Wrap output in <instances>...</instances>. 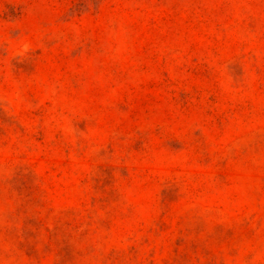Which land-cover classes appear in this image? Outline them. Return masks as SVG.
Masks as SVG:
<instances>
[{"label": "rangeland", "instance_id": "rangeland-1", "mask_svg": "<svg viewBox=\"0 0 264 264\" xmlns=\"http://www.w3.org/2000/svg\"><path fill=\"white\" fill-rule=\"evenodd\" d=\"M0 264H264V0H0Z\"/></svg>", "mask_w": 264, "mask_h": 264}]
</instances>
